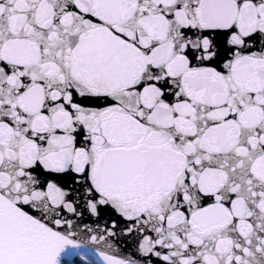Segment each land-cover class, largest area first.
<instances>
[{"label": "snow or ice", "instance_id": "1", "mask_svg": "<svg viewBox=\"0 0 264 264\" xmlns=\"http://www.w3.org/2000/svg\"><path fill=\"white\" fill-rule=\"evenodd\" d=\"M0 264H264V0H0Z\"/></svg>", "mask_w": 264, "mask_h": 264}]
</instances>
